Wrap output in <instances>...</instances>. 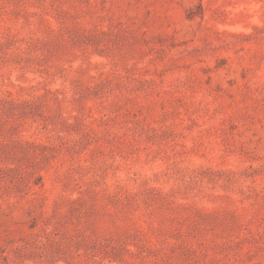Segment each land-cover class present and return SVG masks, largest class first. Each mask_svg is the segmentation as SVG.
Segmentation results:
<instances>
[{"label": "rangeland", "instance_id": "1", "mask_svg": "<svg viewBox=\"0 0 264 264\" xmlns=\"http://www.w3.org/2000/svg\"><path fill=\"white\" fill-rule=\"evenodd\" d=\"M0 264H264V0H0Z\"/></svg>", "mask_w": 264, "mask_h": 264}]
</instances>
